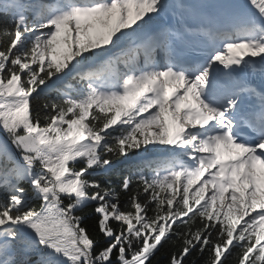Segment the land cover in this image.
<instances>
[{"label":"snow or ice","instance_id":"obj_1","mask_svg":"<svg viewBox=\"0 0 264 264\" xmlns=\"http://www.w3.org/2000/svg\"><path fill=\"white\" fill-rule=\"evenodd\" d=\"M158 254L264 264V0H0V264Z\"/></svg>","mask_w":264,"mask_h":264},{"label":"trees","instance_id":"obj_2","mask_svg":"<svg viewBox=\"0 0 264 264\" xmlns=\"http://www.w3.org/2000/svg\"><path fill=\"white\" fill-rule=\"evenodd\" d=\"M85 211H89V209H85ZM158 258H159V264H166V256L160 255L158 254ZM153 264H157L156 260L154 259Z\"/></svg>","mask_w":264,"mask_h":264}]
</instances>
